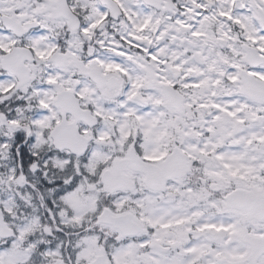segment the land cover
Segmentation results:
<instances>
[{
  "label": "rangeland",
  "instance_id": "374dc122",
  "mask_svg": "<svg viewBox=\"0 0 264 264\" xmlns=\"http://www.w3.org/2000/svg\"><path fill=\"white\" fill-rule=\"evenodd\" d=\"M116 1L123 10L118 20L108 18L99 0H68L75 13L86 17L83 30L72 33L63 19H50L43 0H0V14L27 13L35 20L39 8L42 23L30 39L37 58L33 81L20 87L15 75L0 73V107L7 105L10 120L30 130L28 150L39 167L37 172L27 168L31 186L18 187L15 137L0 125V210L16 233L0 240V264H88L101 245L111 264H223V257L231 263L250 253L242 241L248 231L264 236V225L228 208L201 184L193 185L190 175L175 179L166 194L149 191L143 175L131 170L125 173L137 184L135 192L106 199L101 183L102 171L128 157L140 142L146 160L160 162L177 146L201 179L225 189H262L264 104L243 92L240 45L264 51L259 22L264 0H240V7L236 0H177L173 12L150 9L142 0ZM184 19L188 27H183ZM110 34L120 40L113 37L106 44ZM232 34L236 43L221 50L218 38L232 41ZM15 43L4 36L0 44L8 52ZM59 46L72 56L60 69L49 57ZM92 67L116 77L120 88L100 90L87 77ZM252 73L264 89V66ZM164 84L185 96V114L168 106ZM63 90L73 91L99 120L95 142L82 158L60 153L52 144L51 131L61 116L55 100ZM137 94L147 105L134 101ZM258 115L255 124L252 119ZM79 131L85 135L90 130L80 124ZM104 201L114 213L129 211L141 218L147 228L142 241L119 239L99 226ZM210 227L222 231L220 241L206 235ZM148 231L173 244V251L160 254L144 248L154 240ZM258 264H264V257Z\"/></svg>",
  "mask_w": 264,
  "mask_h": 264
},
{
  "label": "water",
  "instance_id": "95a60500",
  "mask_svg": "<svg viewBox=\"0 0 264 264\" xmlns=\"http://www.w3.org/2000/svg\"><path fill=\"white\" fill-rule=\"evenodd\" d=\"M60 9H59V14L57 16H61L63 15L66 18L70 19V24H72L74 27L73 29H77L79 27V23H77L76 19L73 18L74 16L69 12L66 2H64V0H60ZM16 54L12 55V57H14V59H8L7 62L4 63V66H6V68H9L11 70H14L16 72H18V74L20 75V78L22 80V84L28 82L29 80V71L28 69H25L23 67V63L26 61L27 57L24 53L19 52V50ZM15 51V52H16ZM66 63V58L65 61L62 62V59L60 60V63H58V65L60 64H65ZM9 66V67H7ZM91 77H93L96 82L99 84V86L101 88H104V86H106V78L99 76V73L97 71H93V73L91 74ZM117 86V84L115 83L112 86H109L113 89H115V87ZM78 106L75 104L72 105H66L65 106V110L66 111H74L75 108H77ZM77 117L76 122L73 123V125L69 126V127H63V131L58 134L55 137V144L57 145V147L59 149H64V147H68L70 148L74 153L77 154H81L84 153L87 147V142L89 140H85V141H81V137H79L78 132L76 131V124H77V120L80 118V114L79 113H74ZM82 119V118H81ZM0 120L1 123L3 125H7L9 127L10 130L12 131H18L20 129V126L16 125V124H7L6 122V117L4 115H0ZM94 121H90L89 124L90 126H94ZM66 124V123H64ZM91 140V139H90ZM78 141H81L78 143ZM133 158H136L135 156H133ZM135 162H137L136 165H134V168L138 171H142L145 172L149 175V171H151V168H153L152 166H147L145 164H143L142 162H139V160H135ZM128 160H122V161H118V167L116 172H108L107 176L104 178V184L107 187L108 192L110 193H114L115 191H120V190H133L134 186L133 184L128 182V179L126 177L123 176V174H121V170L124 167L128 166ZM112 174L113 178L111 175ZM177 173H173V175L170 176V174L168 173L166 176L159 180V182H155L153 180L150 179V176L148 177V179L146 180V183L148 184L149 187H153L159 190H164V186L166 184L167 180H170L172 178H174V176H178ZM179 177V176H178ZM114 180V182H113ZM121 180V181H119ZM19 185H25L26 184V178H24L23 174H21L20 179L18 180ZM227 200L229 201V198H227ZM231 202V201H230ZM100 222L102 225L107 226L109 228H112L115 231H118L121 235V237H125V236H133V235H139L143 232V228L141 227V224L131 215L129 214H124L121 216H115L114 214H112L111 211H109L108 209H106L103 214L100 216ZM131 221L133 224H135L132 227V224L130 223V226L128 225V221ZM132 227V229L130 230L127 227ZM14 233L11 229H9L6 225V223L4 222L3 219V215L2 212H0V237L4 238V239H8L13 237ZM251 243V242H250ZM254 244V248H255V259L254 263H256L257 259L259 258V256L261 254H264V241L263 243H259V240L257 239H253V243ZM260 246V247H259ZM258 250V251H257ZM100 254L97 256V258L91 262V264H109V262L106 260V254H105V250L103 248H101L100 250Z\"/></svg>",
  "mask_w": 264,
  "mask_h": 264
},
{
  "label": "trees",
  "instance_id": "16d2710c",
  "mask_svg": "<svg viewBox=\"0 0 264 264\" xmlns=\"http://www.w3.org/2000/svg\"><path fill=\"white\" fill-rule=\"evenodd\" d=\"M26 150H27L26 148L21 149L22 155L28 156V152Z\"/></svg>",
  "mask_w": 264,
  "mask_h": 264
},
{
  "label": "bare ground",
  "instance_id": "6f19581e",
  "mask_svg": "<svg viewBox=\"0 0 264 264\" xmlns=\"http://www.w3.org/2000/svg\"><path fill=\"white\" fill-rule=\"evenodd\" d=\"M175 35V34H174ZM176 39V37H174ZM187 54V53H186Z\"/></svg>",
  "mask_w": 264,
  "mask_h": 264
}]
</instances>
